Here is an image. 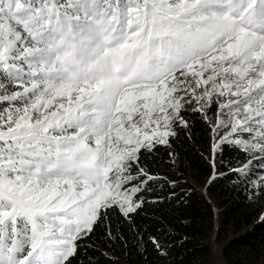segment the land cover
Listing matches in <instances>:
<instances>
[{
	"label": "snow or ice",
	"instance_id": "6c2138e0",
	"mask_svg": "<svg viewBox=\"0 0 264 264\" xmlns=\"http://www.w3.org/2000/svg\"><path fill=\"white\" fill-rule=\"evenodd\" d=\"M90 9L136 54L114 95L68 78L44 44L82 37ZM214 95L213 132L228 131L213 155L237 147L255 153L246 175L264 169V0H0V264H72L102 210L143 203L141 149L168 144L174 123L188 127L184 105L204 113Z\"/></svg>",
	"mask_w": 264,
	"mask_h": 264
},
{
	"label": "trees",
	"instance_id": "16d2710c",
	"mask_svg": "<svg viewBox=\"0 0 264 264\" xmlns=\"http://www.w3.org/2000/svg\"><path fill=\"white\" fill-rule=\"evenodd\" d=\"M180 114L188 127L174 123L176 135L168 137V144L141 149L133 164L154 177L137 194L141 206L128 217L115 207L106 215L102 210L90 237L78 241L72 264H213L208 239L214 231L216 240H224L226 264H253L264 256V169L253 164L246 175L252 155L221 145L217 172L206 186L218 209L216 222L211 201L187 180L201 183L212 173L210 125L194 109L183 107Z\"/></svg>",
	"mask_w": 264,
	"mask_h": 264
},
{
	"label": "rangeland",
	"instance_id": "374dc122",
	"mask_svg": "<svg viewBox=\"0 0 264 264\" xmlns=\"http://www.w3.org/2000/svg\"><path fill=\"white\" fill-rule=\"evenodd\" d=\"M90 18L92 19V23L82 28V37L73 40L69 33H60L61 40L51 38L44 40V44L55 54L57 66L63 69V72L66 73L68 78L74 81L75 76L82 75L80 77L85 78L88 82L98 83L109 94L114 95L116 92L127 88L115 80L116 78L114 77L119 76L118 71L127 70L124 78L129 83H132L134 79L136 54L133 49L124 47L125 37L114 25L109 22L108 29L110 30L108 31L103 21L93 16ZM93 71L96 74L94 76L90 73ZM130 86L131 84L128 87ZM184 107L194 109L196 105L193 102L192 104H185ZM202 114L204 117L207 114V121L210 125V137L208 140L209 153L207 159L212 166V173L205 177L201 183H197L192 177H188L187 180L211 201L215 213V221L217 222L218 209L216 203L207 195L206 186L210 178L217 172L216 158L212 152V145L228 129L221 128L218 134L213 132V126L218 118L217 98L215 95L213 96L212 103L205 107V112ZM254 155L255 153L252 154V157ZM213 159H215V166L212 163ZM208 243L212 251L213 264H226L221 253L224 240L222 242L216 240L214 231L208 239ZM253 264H264V256Z\"/></svg>",
	"mask_w": 264,
	"mask_h": 264
}]
</instances>
